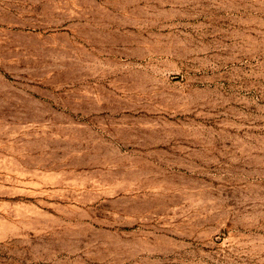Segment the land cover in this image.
I'll return each mask as SVG.
<instances>
[{
  "label": "rangeland",
  "instance_id": "374dc122",
  "mask_svg": "<svg viewBox=\"0 0 264 264\" xmlns=\"http://www.w3.org/2000/svg\"><path fill=\"white\" fill-rule=\"evenodd\" d=\"M0 264H264V0H0Z\"/></svg>",
  "mask_w": 264,
  "mask_h": 264
}]
</instances>
